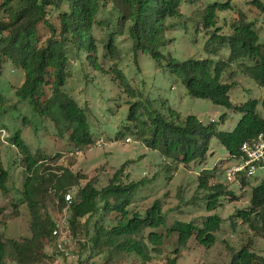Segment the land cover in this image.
Returning a JSON list of instances; mask_svg holds the SVG:
<instances>
[{"label": "rangeland", "instance_id": "374dc122", "mask_svg": "<svg viewBox=\"0 0 264 264\" xmlns=\"http://www.w3.org/2000/svg\"><path fill=\"white\" fill-rule=\"evenodd\" d=\"M4 2L0 0V20L9 17ZM215 3H230L232 8L218 12L215 27L206 30L202 28L205 15L208 7ZM178 9L180 16L166 22L168 42L161 49L163 55L177 61L216 58L205 51L209 35L218 28L221 35L232 34V26L240 20L239 13L254 24L259 42L264 43V0H184ZM58 14L55 8L48 9L47 19L54 32L49 26H41L43 40L60 33ZM196 17L204 20L198 25ZM108 34L114 37L112 52L104 45ZM93 35L98 49L97 65L90 64L86 55L82 62L75 58L71 60V74L65 87L67 94L88 112L93 143L79 151L68 138L56 134L53 123L50 120L44 122L28 101H19L16 91L23 85L25 74L0 52V161L6 172L5 188L0 185V232L13 239L31 237V212L22 201L25 183L32 174L27 171L28 162H19L20 149L12 142L20 133L21 139L30 147L32 157L33 154L36 156L33 160L35 167L39 166L36 168L38 173L45 177L69 170L83 177L77 188L92 181L98 190L107 187L119 171L118 181L122 185L143 182L144 186L134 195L131 208L145 216L158 200L166 218V227L145 232L146 235L151 231L165 235L160 253H152L156 258L147 264H165L167 258L176 257L178 234L167 233L176 222L203 227L207 218L214 215L221 219V229L215 234L216 243L207 248L193 236L177 256L178 264H229L232 254L249 243L253 252L264 256V239L250 230L241 218L235 217L240 210L249 208L253 187L264 181V169L249 178L250 184L246 187L239 183L228 184L226 169L239 161H227L229 153L216 138L211 141L203 161L184 165L151 149L147 144L149 135L144 133L147 129L138 124L151 123L156 117L168 121L178 117L181 123L188 116H195L204 125L215 122L219 124L218 131L232 132L242 118L236 107L257 100L259 113L264 114V87L245 75L238 64L240 61H236L229 70L234 76L231 79L224 77V82L235 83L230 91L234 109L217 106L210 100L189 94L172 73L170 61L152 59L137 52L128 31L96 28ZM218 52L219 58L228 57L223 48ZM242 61L248 63V59ZM133 106L140 114L138 119L131 120ZM211 169L215 171L212 182L224 185L233 193L222 198L213 211L207 209V194L196 191L201 171ZM39 204L54 222L66 217L70 223L71 209L64 214L66 205H61L55 189L49 184L42 187ZM84 222L85 219L77 235H73L74 245L69 256L57 253L53 240L46 248L44 264H144L135 254L108 262L109 254L83 247L91 237L82 227ZM6 264L16 263L7 260Z\"/></svg>", "mask_w": 264, "mask_h": 264}, {"label": "trees", "instance_id": "16d2710c", "mask_svg": "<svg viewBox=\"0 0 264 264\" xmlns=\"http://www.w3.org/2000/svg\"><path fill=\"white\" fill-rule=\"evenodd\" d=\"M184 0H5L4 10L9 17L0 20V52L25 74L23 85L16 91L21 102L28 101L41 119L50 120L56 128V134L68 138L73 148L79 151L93 143V136L88 112L65 91L71 74V60L74 58L96 66L98 54L93 32L96 28L107 31H128L134 41V48L144 56L152 59L170 61L172 73L181 80L186 90L193 97L210 100L215 105L234 109L230 99V91L235 83L224 82L234 76L229 72L236 61L245 75L256 84L264 87V43L254 30V24L245 20L239 13L240 20L232 26L233 33L219 34V28L209 35L205 43L208 55L204 59L190 58L183 62L165 56L161 49L168 40L167 20L180 16L179 6ZM55 8L59 14L58 35L43 40L41 26L53 27L47 19L48 9ZM230 3H215L208 7L205 20L196 17L198 25L204 20L202 28L210 30L215 27L218 12L230 10ZM102 15V18L100 17ZM198 27V26H197ZM105 48L114 50L112 35L108 34ZM104 41V40H103ZM224 49L228 53L226 59L219 58L218 51ZM0 54V55H1ZM242 59H248L244 63ZM162 64L160 63L159 66ZM1 95V94H0ZM259 101L251 100L236 109L242 118L232 132L218 131V125L212 122L204 125L195 116H188L181 123L175 117L171 121L156 117L151 123L140 122L149 135L147 144L151 149L161 152L163 157L184 165L203 161L207 157L211 141H217L228 151L227 161L241 156V146L256 139L264 132V114L258 110ZM133 106L129 118L139 116ZM264 111V101L262 102ZM138 114V115H137ZM138 119V118H137ZM26 119H24L25 121ZM142 126V128L144 127ZM20 149V163L28 162V177L25 183L24 202L31 212V237L7 238L0 232V264L10 260L16 264H44L46 248L52 243L55 222L50 215L43 212L39 197L44 184L55 189L61 205H67L65 196L72 192L73 198L70 225L73 235H77L81 222L91 237L83 247L109 254L108 262L135 254L144 264L152 262L156 257L152 253H160L165 235L155 231L145 234L149 229L158 230L166 227L163 206L156 201L142 216L131 208L134 195L143 187V182L133 185H122L118 178L119 171L109 185L98 190L92 181L85 187L77 188L83 177L69 170L61 175L52 174L45 177L35 167L36 156L17 133L12 140ZM14 144V145H15ZM215 171L204 170L198 177L197 192L207 194V209L218 208L220 200L232 195L222 184L212 182ZM0 185L5 188L6 172L0 161ZM48 178V179H46ZM249 176H241L237 181L248 186ZM235 217L242 219L250 230L264 239V181L253 187L250 206L240 210ZM235 226V225H234ZM221 229L218 215L207 218L203 227L194 223L176 222L167 230L168 235L178 234L177 248L174 258H167L165 264H178L181 250L188 241L196 236L207 248L216 243V233ZM215 264V263H206ZM229 264H264V256L253 252L250 243L232 254Z\"/></svg>", "mask_w": 264, "mask_h": 264}, {"label": "built area", "instance_id": "2783aa9c", "mask_svg": "<svg viewBox=\"0 0 264 264\" xmlns=\"http://www.w3.org/2000/svg\"><path fill=\"white\" fill-rule=\"evenodd\" d=\"M99 142V141H98ZM129 142V140L127 141ZM101 142L98 145L101 146ZM241 156L238 159V164L229 166L226 169V179L228 182H235L241 176L252 177L258 170L264 169V132L256 139L245 142L241 146ZM73 193L69 192L65 196L66 207L63 209L64 214L67 215L68 208L71 205ZM54 247L57 253L69 256V251L74 245L73 232L67 218L55 222L53 230Z\"/></svg>", "mask_w": 264, "mask_h": 264}]
</instances>
